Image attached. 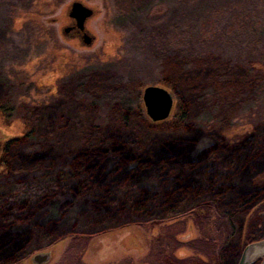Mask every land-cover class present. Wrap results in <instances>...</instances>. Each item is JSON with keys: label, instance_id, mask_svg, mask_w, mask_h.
Here are the masks:
<instances>
[{"label": "rangeland", "instance_id": "rangeland-1", "mask_svg": "<svg viewBox=\"0 0 264 264\" xmlns=\"http://www.w3.org/2000/svg\"><path fill=\"white\" fill-rule=\"evenodd\" d=\"M75 1L91 10L81 37L64 31ZM228 1L217 3L225 6ZM262 1L239 2L233 15L254 3L262 8ZM176 4L152 0L147 9L146 0H0V187L16 203L36 197L41 202L60 190L35 186V170L47 177L66 162L73 166L72 156L81 151L92 154L108 147L110 139L145 154L188 139L243 151L264 143V44L257 43L259 30L231 25L227 30L233 29L238 45H231L226 56L210 51L185 62L175 54L155 63L146 50L145 31L160 27L163 12L173 16ZM84 35L91 38L89 43ZM149 85L163 87L173 97L165 120L153 122L145 113L142 91ZM248 182L264 188V165L250 173ZM68 193L62 189L64 197ZM261 199L238 216L230 251L209 259L202 252L217 232L216 213L208 208L221 210L212 198L171 214L81 222L37 251L50 253L43 264H236L246 245L264 240ZM33 253L11 264H33ZM228 254L227 261L223 258Z\"/></svg>", "mask_w": 264, "mask_h": 264}, {"label": "trees", "instance_id": "trees-1", "mask_svg": "<svg viewBox=\"0 0 264 264\" xmlns=\"http://www.w3.org/2000/svg\"><path fill=\"white\" fill-rule=\"evenodd\" d=\"M151 1L146 0L147 9ZM173 1L177 3L174 15L163 12L160 27H148L144 34L149 41L146 50L155 63L175 54L185 62L210 51L226 56L231 45H238L235 32L230 33L233 29L227 30L231 25L252 33L259 30L257 43L263 40L264 44V4L260 8L254 3L234 16L241 7L239 2L246 0L228 1L225 6L217 0ZM227 8L231 12L225 20ZM3 110L0 107V112ZM106 143L108 147L96 153L81 151L72 156L73 166L66 162L47 177L35 170V186L44 191L60 189L44 194L41 202L36 197L16 203L18 199L0 187L4 205L0 210V264H11L36 252L43 242L49 245L56 235L73 230L81 222L147 217L164 211L171 214L177 208L212 198L221 210L208 208L212 215L216 213L213 227L217 232L202 252L209 259L230 251L238 231V216L264 197V188L248 182L250 173L264 165V143L243 151L188 139L167 143L152 154L137 152L116 139ZM63 188L71 195L64 197ZM223 259L228 261L231 255Z\"/></svg>", "mask_w": 264, "mask_h": 264}, {"label": "water", "instance_id": "water-1", "mask_svg": "<svg viewBox=\"0 0 264 264\" xmlns=\"http://www.w3.org/2000/svg\"><path fill=\"white\" fill-rule=\"evenodd\" d=\"M70 12L72 13L70 15H75L80 20L91 15V10L78 1L71 4ZM90 40V37L84 35V41L86 43H89ZM142 102L148 118L153 122H157L165 120L169 116L173 106V97L165 88L149 85L142 91ZM258 248H264V240L255 241L246 245L236 264H251L256 259L252 258V255ZM49 257L50 253L47 251L38 252L33 254L30 260L33 264H43L48 261ZM260 264H264V258Z\"/></svg>", "mask_w": 264, "mask_h": 264}, {"label": "flooded vegetation", "instance_id": "flooded-vegetation-1", "mask_svg": "<svg viewBox=\"0 0 264 264\" xmlns=\"http://www.w3.org/2000/svg\"><path fill=\"white\" fill-rule=\"evenodd\" d=\"M72 14L70 11L68 13L69 18L71 19V22L65 27L64 31L70 33L72 36H79L81 37L83 33H85V20L88 18L86 17L83 20L78 19L75 15ZM84 40V37H82ZM38 252H45V251H37ZM33 253V254H35Z\"/></svg>", "mask_w": 264, "mask_h": 264}, {"label": "bare ground", "instance_id": "bare-ground-1", "mask_svg": "<svg viewBox=\"0 0 264 264\" xmlns=\"http://www.w3.org/2000/svg\"><path fill=\"white\" fill-rule=\"evenodd\" d=\"M258 257L264 258V248L262 249L258 248L257 250H255V252L252 255V258H258Z\"/></svg>", "mask_w": 264, "mask_h": 264}]
</instances>
